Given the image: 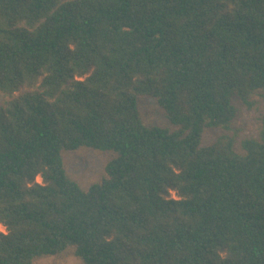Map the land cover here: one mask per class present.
Returning a JSON list of instances; mask_svg holds the SVG:
<instances>
[{
  "label": "trees",
  "instance_id": "trees-1",
  "mask_svg": "<svg viewBox=\"0 0 264 264\" xmlns=\"http://www.w3.org/2000/svg\"><path fill=\"white\" fill-rule=\"evenodd\" d=\"M0 97V264H264V0H0Z\"/></svg>",
  "mask_w": 264,
  "mask_h": 264
},
{
  "label": "rangeland",
  "instance_id": "rangeland-1",
  "mask_svg": "<svg viewBox=\"0 0 264 264\" xmlns=\"http://www.w3.org/2000/svg\"><path fill=\"white\" fill-rule=\"evenodd\" d=\"M1 101V97H0ZM145 120L149 124H167L168 120L152 97H141L139 100ZM258 112L244 110L237 121L240 129V137L255 135L257 132ZM213 134H206V141L213 139ZM111 151L97 150L90 147H80L74 151L66 152L64 162L68 173L76 179L82 186L88 187L90 184L102 180L105 176V166L112 158ZM40 181L41 179L38 178ZM0 231L5 228L0 225ZM33 264H84L82 259L77 257L71 249L57 255L37 258Z\"/></svg>",
  "mask_w": 264,
  "mask_h": 264
}]
</instances>
